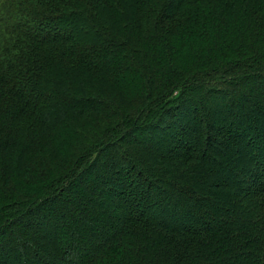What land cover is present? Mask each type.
<instances>
[{
    "label": "trees",
    "instance_id": "obj_1",
    "mask_svg": "<svg viewBox=\"0 0 264 264\" xmlns=\"http://www.w3.org/2000/svg\"><path fill=\"white\" fill-rule=\"evenodd\" d=\"M0 264H264V0H0Z\"/></svg>",
    "mask_w": 264,
    "mask_h": 264
}]
</instances>
